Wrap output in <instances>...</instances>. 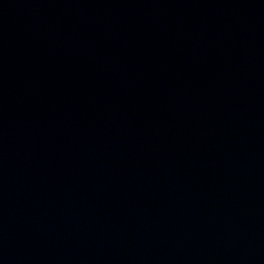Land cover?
I'll use <instances>...</instances> for the list:
<instances>
[{
    "label": "water",
    "instance_id": "obj_1",
    "mask_svg": "<svg viewBox=\"0 0 264 264\" xmlns=\"http://www.w3.org/2000/svg\"><path fill=\"white\" fill-rule=\"evenodd\" d=\"M0 264H264V0H0Z\"/></svg>",
    "mask_w": 264,
    "mask_h": 264
}]
</instances>
